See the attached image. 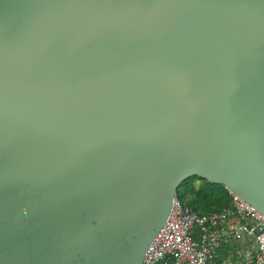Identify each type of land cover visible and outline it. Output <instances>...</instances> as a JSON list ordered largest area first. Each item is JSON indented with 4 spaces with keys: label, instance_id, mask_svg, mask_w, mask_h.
Masks as SVG:
<instances>
[{
    "label": "water",
    "instance_id": "95a60500",
    "mask_svg": "<svg viewBox=\"0 0 264 264\" xmlns=\"http://www.w3.org/2000/svg\"><path fill=\"white\" fill-rule=\"evenodd\" d=\"M193 176L264 216V0H0V264H142Z\"/></svg>",
    "mask_w": 264,
    "mask_h": 264
},
{
    "label": "built area",
    "instance_id": "2783aa9c",
    "mask_svg": "<svg viewBox=\"0 0 264 264\" xmlns=\"http://www.w3.org/2000/svg\"><path fill=\"white\" fill-rule=\"evenodd\" d=\"M228 192V204L206 214L174 199L142 264H264V216ZM239 243L245 252L237 254ZM227 244L232 249H226Z\"/></svg>",
    "mask_w": 264,
    "mask_h": 264
},
{
    "label": "trees",
    "instance_id": "16d2710c",
    "mask_svg": "<svg viewBox=\"0 0 264 264\" xmlns=\"http://www.w3.org/2000/svg\"><path fill=\"white\" fill-rule=\"evenodd\" d=\"M178 200L193 211L199 214H206L209 210H221L229 202V192L221 184L209 182L198 176H193L183 181L178 187ZM207 212V213H209ZM232 244H227L226 249L230 250ZM239 250V249H238ZM245 251V247L243 246ZM242 252L237 251V254Z\"/></svg>",
    "mask_w": 264,
    "mask_h": 264
},
{
    "label": "crops",
    "instance_id": "0c3cea01",
    "mask_svg": "<svg viewBox=\"0 0 264 264\" xmlns=\"http://www.w3.org/2000/svg\"><path fill=\"white\" fill-rule=\"evenodd\" d=\"M244 237H245V236H244ZM228 247H232V246H228ZM238 249H239V251L242 252V253L245 252V251L243 250V245L240 244V243H239V247H238Z\"/></svg>",
    "mask_w": 264,
    "mask_h": 264
},
{
    "label": "rangeland",
    "instance_id": "374dc122",
    "mask_svg": "<svg viewBox=\"0 0 264 264\" xmlns=\"http://www.w3.org/2000/svg\"><path fill=\"white\" fill-rule=\"evenodd\" d=\"M207 212H209V210H208ZM207 212H205V213H207ZM210 212H211V211H210Z\"/></svg>",
    "mask_w": 264,
    "mask_h": 264
}]
</instances>
